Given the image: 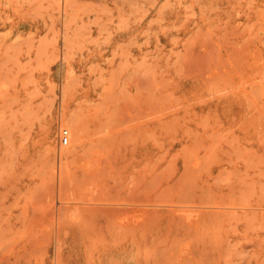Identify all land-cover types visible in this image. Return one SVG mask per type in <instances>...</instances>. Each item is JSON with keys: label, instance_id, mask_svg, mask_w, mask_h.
Returning <instances> with one entry per match:
<instances>
[{"label": "rangeland", "instance_id": "1", "mask_svg": "<svg viewBox=\"0 0 264 264\" xmlns=\"http://www.w3.org/2000/svg\"><path fill=\"white\" fill-rule=\"evenodd\" d=\"M263 75L264 0H0V264H264Z\"/></svg>", "mask_w": 264, "mask_h": 264}, {"label": "bare ground", "instance_id": "2", "mask_svg": "<svg viewBox=\"0 0 264 264\" xmlns=\"http://www.w3.org/2000/svg\"><path fill=\"white\" fill-rule=\"evenodd\" d=\"M64 18V17H63ZM67 25V24H66ZM263 80H264V75H263ZM263 87V86H262ZM240 112V111H239ZM260 118V117H259ZM66 127H68L69 128V130H70V134H69V140H70V142H74V141H79L80 140V126H79V124H76V125H71V124H66ZM260 127V126H259ZM67 129V128H66ZM68 130V129H67ZM257 130V129H256ZM259 134V133H258ZM260 135V134H259ZM59 139V138H58ZM100 142V141H99ZM28 144V143H27ZM245 146V145H244ZM101 146H99V148H100ZM257 151V150H256ZM102 153H104L105 154V152H101V154ZM100 155V154H99ZM103 155V154H102ZM101 155V156H102ZM111 156V155H110ZM93 159V158H92ZM96 158L94 159V161L96 162ZM105 160V159H104ZM97 161H99V160H97ZM103 162V161H102ZM101 162V163H102ZM96 163H98V162H96ZM100 163V164H101ZM92 165V164H91ZM102 165L103 164H101V166L99 165V167H102ZM104 166V165H103ZM89 167V166H88ZM94 167V166H93ZM116 167H117V164H116ZM99 169H101V168H99ZM98 169V170H99ZM90 170V169H89ZM92 170V169H91ZM102 171V170H101ZM108 172V171H107ZM246 173V172H245ZM97 182L96 183H98V181L100 182V180L102 179V174L99 172H97ZM92 176V175H91ZM109 177H111V176H109ZM90 178V177H89ZM96 179V178H95ZM89 182H90V180H89ZM92 183H90V186H92L91 185ZM94 184H95V182H94ZM93 190H94V188H93ZM152 190V189H151ZM98 191H96V193H97ZM221 192H223V191H221ZM205 193V192H204ZM207 193V192H206ZM93 194V193H92ZM95 194V193H94ZM139 194H141V193H139ZM224 194V193H223ZM97 195H98V193H97ZM205 195V194H204ZM99 196V195H98ZM140 196V195H139ZM143 196V195H142ZM157 195H155V197H156ZM95 197V196H94ZM100 197V199H101V196H99ZM115 198V197H114ZM114 198H112V199H114ZM133 197H131V196H128V197H125V198H123V200L124 201H131V200H133L132 199ZM139 198H141V196L139 197ZM143 198V197H142ZM141 198V199H142ZM95 199H97L98 200V198H96L95 197ZM141 199H136V201H141ZM96 200V201H97ZM105 200V199H104ZM212 200V199H211ZM89 201H91V200H89ZM95 201V200H94ZM162 201V200H161ZM209 201V200H208ZM142 203H144V202H142ZM206 203H207V201H206ZM135 204H137V203H135ZM93 205V204H92ZM98 205H99V203H98ZM118 205V204H117ZM133 205V204H132ZM139 206H140V204H138ZM88 206V205H87ZM95 206V205H94ZM131 206V205H130ZM134 206V205H133ZM137 206V205H136ZM138 206V209L139 210H141V208ZM142 206V205H141ZM83 207H85L84 205H83ZM101 207V206H100ZM205 207V206H204ZM80 208V207H79ZM91 208V207H90ZM99 208V207H98ZM116 208V207H115ZM114 208V209H115ZM228 208V207H227ZM100 209V211H102L103 210V208H102V210H101V208H99ZM198 209V208H197ZM203 209V208H202ZM210 209V208H209ZM214 209V208H213ZM93 210H94V207H93ZM117 211L116 212H118V208L116 209ZM127 210V212H128V210H130V209H125L124 210V212ZM134 210H135V208H134ZM106 209H105V213H106ZM119 211H122V209H120ZM209 213V212H208ZM108 214V213H107ZM118 214H120V213H118Z\"/></svg>", "mask_w": 264, "mask_h": 264}, {"label": "built area", "instance_id": "3", "mask_svg": "<svg viewBox=\"0 0 264 264\" xmlns=\"http://www.w3.org/2000/svg\"><path fill=\"white\" fill-rule=\"evenodd\" d=\"M68 139H69L68 131L67 130H61L60 136H59L60 144L67 145Z\"/></svg>", "mask_w": 264, "mask_h": 264}]
</instances>
